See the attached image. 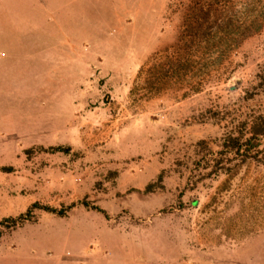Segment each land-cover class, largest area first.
<instances>
[{"label":"rangeland","instance_id":"1","mask_svg":"<svg viewBox=\"0 0 264 264\" xmlns=\"http://www.w3.org/2000/svg\"><path fill=\"white\" fill-rule=\"evenodd\" d=\"M219 7L0 0V264H264V0Z\"/></svg>","mask_w":264,"mask_h":264},{"label":"trees","instance_id":"2","mask_svg":"<svg viewBox=\"0 0 264 264\" xmlns=\"http://www.w3.org/2000/svg\"><path fill=\"white\" fill-rule=\"evenodd\" d=\"M219 0H191V8L188 10L190 12L187 17L188 20L185 19V25H183V32H180V38L184 36V29L186 32L190 33V40L194 41L195 38L197 40L206 39L205 29L216 28L219 23H223L225 20L221 17V9H219ZM225 23H223L224 25ZM227 33L222 27V31L220 32V37L225 36ZM219 36H217V39ZM185 44V42H184ZM250 135L244 140V142H251V146L257 145V142H253L252 140L257 139L260 135L264 134V116H257L254 121L249 126ZM234 143H238L239 138H233ZM240 146V144H239ZM238 149V145L236 150ZM85 204V202H81ZM72 205H68L66 209H69ZM31 207H38L47 212L54 213L57 215H64L66 210L62 208H54L51 206H39L36 202L31 204ZM97 209L96 207H93ZM30 208L26 209L25 214L28 213ZM25 214H20L17 218H5V221H11L13 224L16 219H21ZM3 220V221H4ZM1 223V222H0Z\"/></svg>","mask_w":264,"mask_h":264}]
</instances>
